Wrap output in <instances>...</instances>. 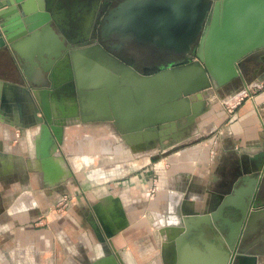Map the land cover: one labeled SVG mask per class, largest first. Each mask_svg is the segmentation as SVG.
<instances>
[{
  "label": "crops",
  "instance_id": "obj_1",
  "mask_svg": "<svg viewBox=\"0 0 264 264\" xmlns=\"http://www.w3.org/2000/svg\"><path fill=\"white\" fill-rule=\"evenodd\" d=\"M84 3V0H46L45 7L48 10H45L47 14H43L51 17L52 13L55 19L58 15L65 17L66 19L63 18L64 24H60L63 30L69 37L81 38L85 36V30L88 29V26L84 27L86 15H84L85 18L83 17L81 27H70L69 23L72 16L78 11L87 10V4L84 5ZM35 11L32 12L33 16L37 15L38 10ZM57 34H60L57 29L37 32V34H33L32 38L31 35H28V40L22 39L15 42L14 45L19 42L21 45L20 49V46L17 47V53L23 67L15 59L19 74L14 73L15 77L12 78L8 72L3 71L0 74V81L18 86L24 83L33 86L24 74V69L28 72L32 71L25 61L32 59L41 63L45 52L59 50L54 42V37ZM261 64L264 67V63ZM52 76L58 92H53V94L49 92L43 95V98L60 106L62 98L70 91L68 83L70 66L66 60L58 63ZM36 85L39 86V84ZM254 88H258V90H254ZM244 91L246 95L244 98H240L241 100L232 109L233 105L227 104L220 109L212 106L211 114L201 128V130L207 128L215 131L209 145L200 143L195 146L179 148L178 146L183 144L179 143L166 150L142 152L136 156L138 158L136 162L143 163L142 166L135 167L138 170L142 168L140 172L129 177L125 175L127 169L116 167L112 171L117 170L116 173H118L115 174L118 177L111 178L116 179L115 182L108 180L102 181L104 182L102 184L99 182L115 176V174H108L96 180H89L85 177L87 181L101 185L99 188L101 199L93 207H88L83 197L79 199L82 205H77L72 210L80 217L76 219L78 224L81 223V219L84 224H87V220L93 219V212H96L105 230L114 229L113 231L117 232L124 229L123 225H126L125 237L130 242L145 244L149 240L150 225L144 220L137 221L138 217H135L137 213L144 211H146L145 213L157 212V215L163 213L164 215L161 216L164 218L166 215L171 216L176 211L179 213V208L174 205L175 201L169 199V195L174 193L187 195L188 203L191 205L195 202L200 205L201 201L198 202L197 199H205L210 193L217 194V190L220 188L218 185L224 179L223 166L228 160L236 163L242 161L241 168L245 173L253 170L256 164H264V130L262 126L264 122V81L260 82L258 78L254 79L250 86L244 88ZM130 99V102L135 105L134 99L132 97ZM24 100L23 95L11 92L8 85H0V264H43L45 258L53 257L45 251L52 236L42 229H36L33 223L59 195L71 190L74 192L76 189L75 179L64 177L67 170L64 171L61 164L53 157L44 160L36 159L37 141H35V137L38 136V132L34 133V129L24 127V124L29 122ZM1 101L4 102V107H2ZM92 103L93 100L87 101L90 106ZM99 107L96 105L95 109ZM98 116H102L103 119L108 118L109 115L104 113ZM111 119L112 121L100 122H109L115 128L116 133L119 132L115 127L116 118H114L116 121L112 117ZM96 123L90 124L91 127L86 129L87 138L82 140V146L78 144L81 139L76 137L70 138L69 141L66 139L67 127L65 128L64 143L77 171H85L98 166L105 160L113 158L112 155L119 159L124 154V146L120 144L121 141H116L117 135L113 127L111 129L97 126ZM194 130L196 128H193L190 134L192 139L196 136ZM166 152L170 153L165 157V160H162L161 156ZM132 166L134 165L132 164ZM110 171L107 169L105 172ZM155 175H158L162 188L158 189L154 199L148 200L144 192L152 184L151 179ZM60 179L64 180V183L54 187L53 184ZM194 209L201 208L197 206ZM183 210V207L182 210L180 208L182 213ZM260 211L263 212L264 208ZM250 212H254V210H250ZM248 222L249 220L245 223L248 231L244 241L250 240L249 244L254 243L260 249L258 257H264V213L254 217L249 227ZM62 225L65 226V228L62 227L64 230L71 231L68 220H65ZM55 227L58 228V226ZM254 235L258 236L253 239ZM44 239L46 240L45 245ZM123 245L121 236L117 235V249ZM178 247V257L173 259L168 251V254H165L164 257H169L167 264H216L219 257L214 245L202 249L199 246H188L179 241ZM141 251L140 253L144 254V251ZM127 254L130 253L126 252L122 255L126 260L120 257L123 264H127L126 262L152 264L155 258L134 257L131 254V257H126ZM141 254L139 255L141 256ZM109 262L105 259L104 264H111ZM154 264L161 263L157 259ZM259 264H264V261H259Z\"/></svg>",
  "mask_w": 264,
  "mask_h": 264
},
{
  "label": "water",
  "instance_id": "obj_2",
  "mask_svg": "<svg viewBox=\"0 0 264 264\" xmlns=\"http://www.w3.org/2000/svg\"><path fill=\"white\" fill-rule=\"evenodd\" d=\"M24 1H0V23L4 22L2 26L6 34L4 36L0 31V49L9 48L18 64L23 67L17 53L20 42L16 45L14 43L22 39L28 40V35L32 37L37 32L57 29L60 34L54 37V42L59 50L56 53L45 52L41 63L32 59L25 61L32 71L28 72L24 69V74L33 86L26 83L18 86L2 81L0 85H8L13 93L16 91L24 95L29 116V122L24 124V127L37 128L36 152L39 158L44 160L52 158V154L62 146L65 128L80 123L79 117L72 118L75 106L71 112H65L66 109L71 110V103L76 101L75 91L76 86L79 85L78 82L77 84L74 82V93L64 95L60 106L44 99L40 91L54 89L55 84L51 76L55 67L62 59L70 64L68 51L78 49L77 42L83 37L80 39L69 37L52 13L51 17L40 15L43 19L29 26L24 18L29 14L30 9H25ZM45 4L46 0H34V7L31 9L42 10L45 13L43 10H48ZM92 36L94 37V34ZM96 40L100 44L99 47L101 46L103 50L106 47L110 51L136 44L151 50L158 58L174 57L175 60H179L177 65L181 64L183 59L189 60L195 56L200 65L190 66H201L203 69L204 81L200 75L195 74L193 83L195 80L199 83L183 87L181 95L175 98L176 101L184 100L187 103L180 113L153 120H147L144 116L142 119L141 116L140 124L129 127L122 125L126 128V132L116 134L133 152L152 150L156 145L166 150L185 139L191 133L196 119L208 110L205 101L207 97L200 99L197 96L200 93L192 94V92L207 87L210 84L209 77L218 86L226 88V97L244 89L237 84V81L241 78V72H248L250 63L255 65L248 74L249 81L257 78L260 82L264 81V67L257 74L254 73V69L264 63V0H121L102 17ZM104 53L106 54V51ZM261 56L263 58L259 62L257 57ZM187 67L178 70L168 67L158 74L127 70L134 78L149 79L166 71H171L178 77L180 70ZM16 72L19 73V70ZM96 87L98 86L92 88ZM183 92L191 94L188 100L179 99ZM209 92L212 94L213 90L209 89ZM174 102L175 100L170 98L156 103L153 107L160 109ZM1 105L4 107V102L1 101ZM87 109H93V106L85 108V111ZM93 110L99 111L95 108ZM108 117L111 119L110 116ZM92 118L82 116L84 121ZM242 165V161L226 162L224 179L218 185L220 188L217 194L210 193L206 198L204 202L206 206L198 212L202 216L196 212L194 215L197 217L189 220L191 229L198 232L197 239L203 244L207 240L213 242L217 248L216 252L220 251L216 264H231L238 255L251 257V262L245 264H258L257 256L260 249L254 243L246 244L244 241L248 231L245 223L249 220V227L254 217L264 213L260 211L264 208L262 207L264 206V164H256L253 170L246 173L242 170ZM71 169L70 174L73 175L76 171ZM116 171L105 172L102 169H93L85 176L89 180H96L108 174H115ZM211 202L214 205L212 211ZM245 251L248 252V256L238 253ZM119 260L121 261V258Z\"/></svg>",
  "mask_w": 264,
  "mask_h": 264
},
{
  "label": "rangeland",
  "instance_id": "obj_3",
  "mask_svg": "<svg viewBox=\"0 0 264 264\" xmlns=\"http://www.w3.org/2000/svg\"><path fill=\"white\" fill-rule=\"evenodd\" d=\"M4 1V0H0ZM19 6V4H17ZM106 8V1L105 0H88L87 1V10H80L78 13H76L73 18L71 19L69 26L70 27H81L82 25V20L84 15H87L92 11V15H94V20H91L88 29H86L85 36L81 40L77 42L79 45V48L76 49L75 51L71 50L68 53V58L70 60V66L72 67L73 70V79L74 82L77 84L76 80V73L74 70V60H73V54L74 52H79L85 55L86 57L90 59L96 60L101 66L106 67L110 72L119 74L121 73V70H127V68L123 67L122 65L119 66L118 61L116 57L110 56L104 53L105 50L100 46L99 43L96 40L98 38V29L101 24V19L102 17L106 14V12L109 10H105ZM85 18V17H84ZM75 20V21H74ZM4 22L0 23V31L2 34L5 36V32L3 30L2 26ZM94 34V37L92 36ZM96 36V37H95ZM101 48V49H100ZM15 55L14 53L9 49V48H3L0 51V74L3 73V71L8 72L9 75L12 76V78L15 77L14 73L19 74L16 72V62H15ZM160 58L156 56L155 60L159 61ZM63 60V59H62ZM181 62V64L177 65L176 63L179 60H175L174 57L169 58L167 61H164L163 63L161 61L158 66H155V68H151L150 73L152 74H158L162 71H165L170 67V69H181L183 67H187L190 65H200L198 62L197 58L195 56H192L191 59L185 60ZM255 64L250 63L248 66V72L243 71L241 72V78L237 81V84L240 87L246 88V86H250L252 84V81H249V72H251V68L254 67ZM263 65V64H261ZM56 68V67H55ZM143 72V71H140ZM142 74V73H140ZM148 76V75H146ZM53 79V77L51 76ZM256 80V79H255ZM54 81V80H53ZM209 82L210 84L199 90V91H194L192 94L196 93H201L205 90H213V93L209 96V98H206V106H207V111L199 116L194 125L193 128H196L195 138H191L190 134H188L185 139L180 141V143H183L182 145L178 146L179 148H183L185 146H195L197 144L202 143L203 145H209L212 136L215 134V131L213 129H207L203 128V123L205 124V121L209 118V115L211 114V108L212 106H216L217 108H222L223 103L225 105H235V102H232L231 104L226 102V88L220 87L214 82L210 77H209ZM120 86L122 87H130L132 89V99H134L135 104L137 105L139 113L144 114V109L143 107H140L141 105V100L140 96L147 94V90L143 88H138L139 94L137 95V92L135 89L130 85V84H123L120 83ZM43 88V87H41ZM97 89H100V87L96 88H79L76 86V101L71 103V110L66 109L65 112L67 113L68 111L74 110V116L72 118L79 117V121L81 124L88 123V122H100V121H112V119L108 118H103L102 116H98L101 114H98L100 111H94L93 109L96 108L97 106H100L99 108H102L103 114L106 112H109L111 116L114 115L113 113V104L110 100L109 95H105L106 99L99 100L96 98V100L93 101L92 105L93 109L86 110L85 111V104L86 101L83 100L86 97L87 92H93ZM254 90H258V88H254ZM190 93H185L183 92L182 97L179 99H185L188 100V97L190 96ZM246 94H244L241 98H244ZM225 101V102H224ZM75 106V107H74ZM125 107L127 111H130L129 105L127 103L123 104V102L120 104V108ZM235 106H233L234 108ZM105 108V109H104ZM104 109V111H103ZM83 110V112H82ZM98 110V109H96ZM102 114V115H103ZM91 120H82V116L84 117H89V116H95ZM76 116V117H75ZM108 116V115H107ZM143 117V116H142ZM114 119V118H113ZM144 119V117L142 118ZM115 120V119H114ZM117 120V119H116ZM115 120V121H116ZM118 123H116L115 127L119 131L118 134H123L126 132V128L122 127L121 123L119 120H117ZM192 128V131H193ZM34 129V133L37 132V128H31ZM191 131V132H192ZM35 136V134H34ZM37 137V136H36ZM35 137V141H37ZM65 141L63 140L62 146L56 150L53 154L52 157L55 159L57 162H59L65 171V176L68 177L69 179H75V185L76 189L71 190L69 192H64L61 195H59L55 201L46 209L45 212L42 213V215L33 223L34 227L36 229H42L46 232H48L52 237V240L50 239L47 246L45 247V251L49 254L52 255L53 257L45 258L43 264H104L105 259L111 258L115 264H123L119 258L123 257V253H130L134 257H155L154 261L158 259L161 264H167L169 257H164L165 254L170 252L172 255V258L178 257V242L182 241L188 246H199L202 249H206L209 245H213V242L207 240L206 243H202L199 241L198 238V232L195 230L191 229V222H189L190 219H193L197 217V215H194V213L197 212L199 216H202L200 213H198L201 209L204 208L205 205V200L206 198H201L197 199L196 201H201V204H189L188 200L189 197L187 195L181 194V193H174L169 195V199L171 201H175L174 205L175 207L179 208V213L176 211L175 213L171 214V216H167L164 218L161 215L158 214L157 212H150V213H143L139 212L135 215L138 218L136 219L137 221L144 220L149 223L150 225V232H149V240L148 243H137L135 241L130 242L128 238H126L124 232H126V225H123L122 230L119 231H113L111 234L107 233V230L102 226L100 219L98 218V215L96 212H93V219L90 221L87 220V224H84L83 220L81 219V223L78 224L77 218H80L77 213L73 212V208L75 206H80L82 203L79 201L82 197L86 201V205L88 207H93L96 203H98L101 199V191L99 188L101 185L99 184H93L87 179H85V175L91 171V170H96L102 168L103 171H106L107 169H115L116 167H123L127 169V172L125 175L131 177L140 170H138V166H142V162H136L138 161L136 156L142 152H133L129 146L124 145V154L121 156V158L117 159L116 156L112 155L113 158L111 157L110 159L105 160L104 162L100 163L98 166H95L91 169H87L85 171H76L73 175L70 174L71 172V163H70V152L67 151V147L64 143ZM78 144L82 146L83 141L79 140ZM179 144V143H178ZM177 145V144H176ZM172 147V146H171ZM178 148V149H179ZM160 147L159 145H156L155 150H159ZM168 149V148H167ZM152 150H146L145 152H152ZM177 150V149H176ZM170 152H166L161 156L162 160H165V157L169 154ZM36 159L39 158L38 155L36 154ZM122 162V163H121ZM132 164L134 166H132ZM226 164V163H225ZM225 164L223 166L224 171H225ZM136 165V166H135ZM117 168V169H119ZM135 168V169H132ZM129 169V170H128ZM126 171V170H125ZM124 171V172H125ZM68 172V173H67ZM123 172V173H124ZM121 173V174H123ZM67 174V175H66ZM70 175V176H68ZM118 177L117 175L111 176L107 179L100 180V184L104 183L102 181H112L115 182L116 179H111V178H116ZM64 180L60 179L58 180L57 183L53 184V186L57 187L58 185H61ZM155 181V182H154ZM151 185L146 188L144 195L147 197L148 200H152L155 198L156 193L160 187V181L158 178V175L151 179ZM51 185V184H50ZM51 187V186H50ZM214 200V199H213ZM79 201V202H78ZM83 202V201H82ZM197 206H199L201 209H194ZM213 202L210 204V210H213ZM183 211H180V208ZM192 207V209H191ZM92 216V214H91ZM198 216V218H199ZM205 216V215H204ZM82 217V216H81ZM165 219L164 221L166 222L167 220L169 222H164L162 219ZM65 220L69 221V225L71 227V231L64 230L65 226H63V222ZM96 226H95V225ZM55 226H58L56 229ZM64 227V228H62ZM259 234V231L257 232ZM117 235L121 236V240L123 241V246L117 249L115 238ZM258 236L254 235L253 239ZM146 237V236H145ZM45 239H44V245H45ZM249 241H246V244H249ZM208 244V245H207ZM243 247V246H241ZM121 250V251H120ZM144 251V254H141L142 251ZM141 251V253H140ZM249 251V250H248ZM167 253V254H168ZM248 256V252L245 251L244 253H240ZM141 254V256L139 255ZM259 256V255H258ZM257 256V257H258ZM263 260L264 257H258V264L259 261ZM154 261L152 264H154Z\"/></svg>",
  "mask_w": 264,
  "mask_h": 264
},
{
  "label": "bare ground",
  "instance_id": "obj_4",
  "mask_svg": "<svg viewBox=\"0 0 264 264\" xmlns=\"http://www.w3.org/2000/svg\"><path fill=\"white\" fill-rule=\"evenodd\" d=\"M33 1L34 0H25L24 1V4L26 6L25 9H30V12H28L29 14H27V16L24 18V20L26 19V21H27L25 23H27L29 26H33V25L39 23L40 20L43 19L40 15L46 17L43 14L42 10H38V9L33 10V11L38 10L37 15H35V16L32 15L33 11L31 8L34 7ZM84 1H85L84 5L87 4L88 0H84ZM43 11L45 12V10H43ZM35 14H36V11H35ZM45 14H47V13H45ZM91 15H92V11L86 15V18L84 20V27L85 26L89 27L91 20L94 19V15H92V16ZM35 17H36V19L34 20ZM63 18L66 19L63 16L58 15L57 16L58 20L55 18L54 19L57 22L59 21L58 23L61 24L64 22ZM11 35H13V34H11ZM72 38L80 39L78 37H72ZM22 44H24V43H22ZM19 46H20L19 47V49H20L21 45H19ZM262 58H263V56L257 57V60L260 62V61H262ZM73 60H74V69H75V73H76V79H77L79 87L80 88H89V87H95V86L100 87V89H98L95 92H87L86 93V97L83 99L86 101L85 107L86 108L91 107L89 104H87V101H89V100L94 101V100H96V98L100 99V100L106 99L105 95H109L110 100L113 104L114 115L111 116L109 114V112H106L105 114L109 115L112 118H116L117 120H119L124 127H129V126H134L136 124H140L141 116H144L145 118H147V120H153L157 117H165V116H170V115H174V114L176 115V114L180 113L183 110V108L186 107V104H187L184 100L176 101V99H175L176 97L179 96V94L181 95V89L183 87H187L190 85L192 86V85H196L199 83L198 80H195V82L193 83V76L195 74L200 75L202 80L204 81V76H203V71H202L203 69L201 66H190V67L184 68V69L180 70L181 72L179 73L178 77L175 74H173L171 71H166V72H163V73H161L158 76H155L153 78L138 79V78L132 77L130 71L125 70V69L121 70L120 75L115 74V73H111L106 67L101 66L96 60L90 59V58L86 57L85 55H83L82 53H79V52H74ZM63 61H65V60L60 61V63ZM67 63L69 64L68 61H67ZM87 65H89V66H87ZM69 66H70V64H69ZM209 67H210V65H209ZM262 67L263 66L254 69V73L257 74L258 71ZM202 80H200V82ZM68 83L70 86L69 94H73L74 93V79H73V70H72L71 66H70V76H69ZM120 83L130 84L135 89V91L137 92V95H140L139 90H138L139 87L147 90L146 91L147 94L140 96L141 105H139V106L143 107L144 114L143 113L140 114L138 111L139 107H137L136 104L134 105L130 102V100H131L130 98L132 95V89L128 86L122 87V86H120ZM5 86H7V85H5ZM9 89H10V87H9ZM10 91L13 92L12 89H10ZM49 92H52L51 94H53V92H55V93L58 92V91H56V86L54 85V89H52L51 91H47V90L40 91V94L43 97V95L48 94ZM16 93H19V92L15 91V94ZM19 94H21V93H19ZM244 94H245V91L243 89L239 93L233 94L230 97H227L226 102L228 104L229 103L231 104L232 102L237 103L239 101V99ZM210 95L211 94H210L209 90H205L204 92L198 94L197 96L200 99H204L206 97L209 98ZM170 98L175 100V102L173 104L168 105V106L163 107V108H160V109H155L153 107V105H155L156 103L170 99ZM122 102H123V104H125V103L129 104V108H130L129 112L127 111V109L125 107L120 108V104ZM98 110L100 111V112H98V114H103V112L101 111L102 108H100V109L98 108ZM90 117H93V116H90ZM90 124H93V123L92 122H88V123H84V124L75 123V124L67 127L66 128V139L68 141L72 137H76L77 139H81V140L86 139L87 138L86 129L91 127ZM96 124H97V126L109 127L111 129L113 127L112 125H110L109 122H97ZM102 124H104V125H102ZM113 129L115 130L114 127H113ZM115 133H116V130H115ZM116 141H118V142L121 141L119 135L116 136ZM122 142L123 141H121L120 144L124 146V144H122ZM70 163H71L72 168L75 171H77L76 167L73 166L72 158H70ZM22 206H24V205H22ZM113 230L114 229H109L107 231V233L111 234L113 232ZM115 242H116V238H115ZM187 252H189V250H187ZM218 253H220V251ZM122 255H123V253H122ZM218 255H220V254H218ZM124 257H122V258L124 260H126ZM126 257H131V256H130V254H127ZM107 260H109L111 262V264H115V262L111 258H109V259L107 258ZM251 260H252L251 257L246 258V257L238 255L235 257V259L232 261L231 264H245V263H250ZM126 263L131 264L130 262H126Z\"/></svg>",
  "mask_w": 264,
  "mask_h": 264
},
{
  "label": "flooded vegetation",
  "instance_id": "obj_5",
  "mask_svg": "<svg viewBox=\"0 0 264 264\" xmlns=\"http://www.w3.org/2000/svg\"><path fill=\"white\" fill-rule=\"evenodd\" d=\"M106 8L105 10L110 9L115 6L121 0H105ZM118 41V40H117ZM111 42V41H109ZM107 55L116 57L119 65L127 69H134L135 71H143L145 73H149L151 68H155L161 62L167 61L171 56L162 57L159 61H156V54L151 52V50L142 48L136 44H129L125 46V48L121 49H113L109 50L104 47ZM58 50L53 51L52 53H56ZM17 70V69H16Z\"/></svg>",
  "mask_w": 264,
  "mask_h": 264
},
{
  "label": "built area",
  "instance_id": "obj_6",
  "mask_svg": "<svg viewBox=\"0 0 264 264\" xmlns=\"http://www.w3.org/2000/svg\"><path fill=\"white\" fill-rule=\"evenodd\" d=\"M241 99H239V101H240ZM234 106V105H233ZM233 106L231 107V109L233 108ZM262 126H263V130H264V122H263V124H262ZM155 182V181H154Z\"/></svg>",
  "mask_w": 264,
  "mask_h": 264
}]
</instances>
